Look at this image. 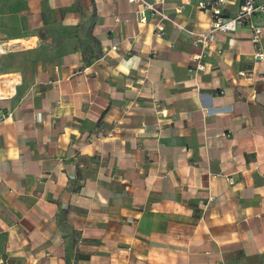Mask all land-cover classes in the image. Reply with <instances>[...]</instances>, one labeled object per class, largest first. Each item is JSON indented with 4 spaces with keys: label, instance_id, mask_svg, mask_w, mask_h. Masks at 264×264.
Returning a JSON list of instances; mask_svg holds the SVG:
<instances>
[{
    "label": "crops",
    "instance_id": "0c3cea01",
    "mask_svg": "<svg viewBox=\"0 0 264 264\" xmlns=\"http://www.w3.org/2000/svg\"><path fill=\"white\" fill-rule=\"evenodd\" d=\"M198 1L164 8L199 32L211 14ZM137 9L0 0L12 111L0 123V264H264V61L252 30L218 34L203 54L173 23L156 36ZM252 20L264 50V11Z\"/></svg>",
    "mask_w": 264,
    "mask_h": 264
},
{
    "label": "built area",
    "instance_id": "2783aa9c",
    "mask_svg": "<svg viewBox=\"0 0 264 264\" xmlns=\"http://www.w3.org/2000/svg\"><path fill=\"white\" fill-rule=\"evenodd\" d=\"M131 3L137 5V15L140 18V22H147L148 18L156 20L155 23V35L162 37L165 31L167 23H173L178 26L182 33L191 40L194 46H198L202 49V53L206 54L213 49V45L216 42L218 34H225L235 32L240 26L248 25L252 30L251 42L254 48V60L258 63L264 61V50L262 47V27L253 22L252 18L254 14L261 10L264 11V6L258 7L255 0H199L197 7L200 10H205L211 14V22L206 30L195 32L187 30L180 23H176L174 19L166 12L164 4L169 0H129ZM181 1V0H179ZM231 3H238L237 13L232 17H227L224 14L225 8ZM183 11V6L177 8V13ZM1 34V32H0ZM113 50L117 49V46H113ZM5 50L0 48V54ZM198 61L194 72H205L207 67L200 61L201 56L194 58ZM245 75V73H241ZM264 79V71L261 73ZM0 77V88L2 85ZM6 99L3 93L0 91V123L9 119L12 116V111L2 106V102Z\"/></svg>",
    "mask_w": 264,
    "mask_h": 264
},
{
    "label": "rangeland",
    "instance_id": "374dc122",
    "mask_svg": "<svg viewBox=\"0 0 264 264\" xmlns=\"http://www.w3.org/2000/svg\"><path fill=\"white\" fill-rule=\"evenodd\" d=\"M0 38H1V35H0Z\"/></svg>",
    "mask_w": 264,
    "mask_h": 264
}]
</instances>
